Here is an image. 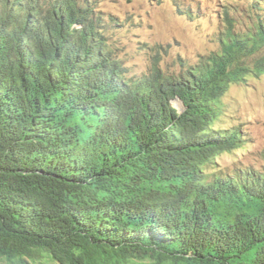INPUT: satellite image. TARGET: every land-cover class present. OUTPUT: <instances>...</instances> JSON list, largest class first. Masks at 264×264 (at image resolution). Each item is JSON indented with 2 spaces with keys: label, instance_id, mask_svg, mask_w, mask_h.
<instances>
[{
  "label": "trees",
  "instance_id": "trees-1",
  "mask_svg": "<svg viewBox=\"0 0 264 264\" xmlns=\"http://www.w3.org/2000/svg\"><path fill=\"white\" fill-rule=\"evenodd\" d=\"M93 1L0 0V264H264V168L212 166L246 141L214 124L264 75V0L139 75Z\"/></svg>",
  "mask_w": 264,
  "mask_h": 264
},
{
  "label": "rangeland",
  "instance_id": "rangeland-1",
  "mask_svg": "<svg viewBox=\"0 0 264 264\" xmlns=\"http://www.w3.org/2000/svg\"><path fill=\"white\" fill-rule=\"evenodd\" d=\"M106 18L116 26L109 33L110 44L132 74L147 72L158 51L163 69L178 70L180 61L197 62L217 49L218 36L227 22L234 33L248 25L246 0H94ZM192 11V18L182 11ZM227 11L228 18L224 11ZM224 13V14H223ZM232 19V20H231ZM222 112L215 128H239L246 140L240 148L223 152L213 168H264V75L246 77L232 84L221 99Z\"/></svg>",
  "mask_w": 264,
  "mask_h": 264
},
{
  "label": "water",
  "instance_id": "water-1",
  "mask_svg": "<svg viewBox=\"0 0 264 264\" xmlns=\"http://www.w3.org/2000/svg\"><path fill=\"white\" fill-rule=\"evenodd\" d=\"M176 107L178 108V109H180V110H182V104H181V102H176Z\"/></svg>",
  "mask_w": 264,
  "mask_h": 264
}]
</instances>
